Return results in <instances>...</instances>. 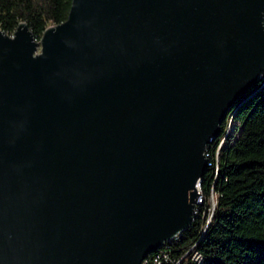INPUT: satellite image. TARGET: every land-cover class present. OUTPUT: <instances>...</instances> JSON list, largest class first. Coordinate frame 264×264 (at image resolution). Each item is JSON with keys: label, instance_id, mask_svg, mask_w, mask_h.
Listing matches in <instances>:
<instances>
[{"label": "water", "instance_id": "water-1", "mask_svg": "<svg viewBox=\"0 0 264 264\" xmlns=\"http://www.w3.org/2000/svg\"><path fill=\"white\" fill-rule=\"evenodd\" d=\"M262 79L264 0H73L40 41L0 29V264H143Z\"/></svg>", "mask_w": 264, "mask_h": 264}, {"label": "trees", "instance_id": "trees-1", "mask_svg": "<svg viewBox=\"0 0 264 264\" xmlns=\"http://www.w3.org/2000/svg\"><path fill=\"white\" fill-rule=\"evenodd\" d=\"M72 2L0 0V29L13 36L26 23L40 41L49 27L68 20ZM207 153L212 166L202 179L204 202L192 225L179 240L152 255L166 254L170 264L186 255L183 264H194L195 252L203 264H264V79L230 112Z\"/></svg>", "mask_w": 264, "mask_h": 264}, {"label": "built area", "instance_id": "built-area-1", "mask_svg": "<svg viewBox=\"0 0 264 264\" xmlns=\"http://www.w3.org/2000/svg\"><path fill=\"white\" fill-rule=\"evenodd\" d=\"M229 133V132H228ZM208 151V149H207ZM218 156V154H217ZM208 157H209V154L206 152V158L208 160ZM212 166L211 163H209V160H208V167ZM197 194L200 195L198 198H197V202H198V205H202L203 202H204V199H203V193L201 191V186L198 187L197 189ZM212 200V198H211ZM198 206V207H199ZM197 207V209H198ZM215 207V204H213V208ZM197 209L195 211V215L197 214ZM183 234V233H182ZM182 234L178 235L173 241H176V240H179L180 237L182 236ZM187 257V255L182 258V260L178 261L176 264H183L185 258ZM191 260L194 264H203L204 263V259L202 258V256L198 253V252H195L194 254H192L191 256ZM164 263H169V259H168V256L166 254H155V255H150L144 262L143 264H164ZM186 264H191V263H186Z\"/></svg>", "mask_w": 264, "mask_h": 264}, {"label": "rangeland", "instance_id": "rangeland-1", "mask_svg": "<svg viewBox=\"0 0 264 264\" xmlns=\"http://www.w3.org/2000/svg\"><path fill=\"white\" fill-rule=\"evenodd\" d=\"M233 132H234V127L233 126H230V129H229V133L228 134H232ZM211 204L212 205L213 204L216 205L214 197H212Z\"/></svg>", "mask_w": 264, "mask_h": 264}]
</instances>
